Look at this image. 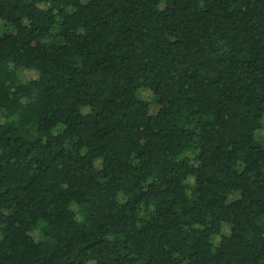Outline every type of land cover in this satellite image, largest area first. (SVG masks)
Returning <instances> with one entry per match:
<instances>
[{
    "label": "trees",
    "instance_id": "16d2710c",
    "mask_svg": "<svg viewBox=\"0 0 264 264\" xmlns=\"http://www.w3.org/2000/svg\"><path fill=\"white\" fill-rule=\"evenodd\" d=\"M262 128L264 0H0V264H264Z\"/></svg>",
    "mask_w": 264,
    "mask_h": 264
},
{
    "label": "rangeland",
    "instance_id": "374dc122",
    "mask_svg": "<svg viewBox=\"0 0 264 264\" xmlns=\"http://www.w3.org/2000/svg\"><path fill=\"white\" fill-rule=\"evenodd\" d=\"M37 76V72H35L34 70H23L22 74H21V80L25 81L28 80L30 78H35ZM156 110V105L152 104V111ZM257 137H259L260 139L264 140V128L258 130L256 132ZM33 235L34 236H38V231H33ZM89 264H94L93 262H89Z\"/></svg>",
    "mask_w": 264,
    "mask_h": 264
}]
</instances>
